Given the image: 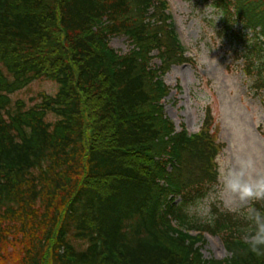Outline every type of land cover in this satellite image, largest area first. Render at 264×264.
Instances as JSON below:
<instances>
[{"label": "trees", "instance_id": "16d2710c", "mask_svg": "<svg viewBox=\"0 0 264 264\" xmlns=\"http://www.w3.org/2000/svg\"><path fill=\"white\" fill-rule=\"evenodd\" d=\"M211 1L220 32L244 43V71L264 98V0ZM151 4L0 0V264H215L205 239L196 245L200 236L183 230L218 235L223 264H264L235 217L209 225L182 213L215 180V149L207 130L186 140L164 116L152 52L163 71L186 58L160 6L147 14ZM116 35L127 50L109 45ZM42 78L55 93L30 106L11 99Z\"/></svg>", "mask_w": 264, "mask_h": 264}, {"label": "rangeland", "instance_id": "374dc122", "mask_svg": "<svg viewBox=\"0 0 264 264\" xmlns=\"http://www.w3.org/2000/svg\"><path fill=\"white\" fill-rule=\"evenodd\" d=\"M168 1L174 27L193 61L173 65L165 74L172 90L163 96L164 116L174 121L176 129L183 121L195 130L208 119L222 144L220 152L251 155L264 164V98L254 90L252 75L244 71V43L220 32L222 13L211 0ZM130 44L124 35L113 36L109 42L115 50H127ZM182 79L187 84L184 89L178 88ZM57 87L55 81L35 79L16 90L11 99L30 106L41 93L53 94ZM214 213L224 212L214 208ZM192 236L205 238L204 258L223 264L229 252L218 235Z\"/></svg>", "mask_w": 264, "mask_h": 264}, {"label": "clouds", "instance_id": "9594fccd", "mask_svg": "<svg viewBox=\"0 0 264 264\" xmlns=\"http://www.w3.org/2000/svg\"><path fill=\"white\" fill-rule=\"evenodd\" d=\"M215 180L204 194L182 206L193 222L213 224L214 208L240 221L242 245L251 254L264 256V164L251 155L217 153L212 161Z\"/></svg>", "mask_w": 264, "mask_h": 264}]
</instances>
